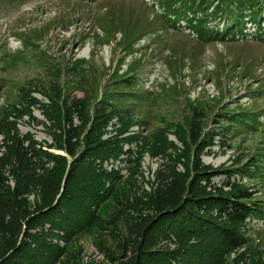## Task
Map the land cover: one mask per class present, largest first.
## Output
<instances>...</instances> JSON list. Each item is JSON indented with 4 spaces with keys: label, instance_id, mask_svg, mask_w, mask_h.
Instances as JSON below:
<instances>
[{
    "label": "rangeland",
    "instance_id": "1",
    "mask_svg": "<svg viewBox=\"0 0 264 264\" xmlns=\"http://www.w3.org/2000/svg\"><path fill=\"white\" fill-rule=\"evenodd\" d=\"M189 1L0 0V157L11 137L31 142L36 172L58 168L60 186L79 157L68 188L92 196L66 245L53 232L56 264H129L140 236L165 230L155 186L202 191L205 169V190L245 188L258 207L220 264H264V0L229 17L218 0ZM0 174L12 188L7 164ZM177 237L152 249L201 242Z\"/></svg>",
    "mask_w": 264,
    "mask_h": 264
},
{
    "label": "trees",
    "instance_id": "2",
    "mask_svg": "<svg viewBox=\"0 0 264 264\" xmlns=\"http://www.w3.org/2000/svg\"><path fill=\"white\" fill-rule=\"evenodd\" d=\"M217 2L220 7L215 5L213 12L226 10V16L229 17L228 11L232 12L237 7H246L251 11L259 0ZM188 3L193 4V1ZM190 24L199 38L206 40L211 36L212 30L204 29L199 18L192 20ZM8 142L7 153L0 157V168L7 164L9 174L15 182L9 188L4 185L0 174V264H56L58 257L64 253L65 246L51 242L53 232L66 245L74 235V230L80 229V224L74 228L73 225L79 220H71L72 215L89 214L92 207L91 195L82 200L80 193L68 188V182L73 178L71 168L79 157L73 159L68 166L63 186H60L58 168L51 167L48 170L41 165L44 173L36 172L32 159L40 153L31 142L22 146L20 142L15 143L12 137ZM213 174V171L202 170L201 179L205 183L202 191L191 190L190 186L184 187L181 181L175 184L162 181L155 186L151 193L152 207L159 210L161 218L166 219V227L156 236H140L135 244V256L129 264H220L219 257L222 253L237 250L244 245L246 237L240 225L258 211L256 202L251 199L252 192L237 188L225 195L211 193L205 187ZM33 188L39 189V199L31 206L26 197ZM35 223L40 225V230L31 231ZM45 223L48 227L43 229ZM184 235H193L201 242L196 245H181L178 242L180 245L173 249H152L156 240L178 236L177 241H180Z\"/></svg>",
    "mask_w": 264,
    "mask_h": 264
}]
</instances>
